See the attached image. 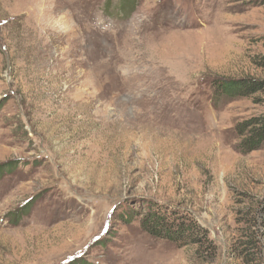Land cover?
Here are the masks:
<instances>
[{"label": "rangeland", "instance_id": "1", "mask_svg": "<svg viewBox=\"0 0 264 264\" xmlns=\"http://www.w3.org/2000/svg\"><path fill=\"white\" fill-rule=\"evenodd\" d=\"M262 118L264 0H0V264H264Z\"/></svg>", "mask_w": 264, "mask_h": 264}, {"label": "trees", "instance_id": "2", "mask_svg": "<svg viewBox=\"0 0 264 264\" xmlns=\"http://www.w3.org/2000/svg\"><path fill=\"white\" fill-rule=\"evenodd\" d=\"M212 88L214 90L213 94L218 99L244 96L248 91L256 89L254 84L243 80H217L213 83ZM256 122L261 124L262 127L258 130H252L251 137L241 140L236 148V151L240 154L244 155L261 148V144L264 141V118ZM238 134L242 136V132L238 131ZM8 168L10 167L0 166V176L8 171ZM174 218V220H167L163 214L152 212L142 219L141 226L149 235L181 246H200L207 241V233L204 228L192 221ZM196 236L198 238H195Z\"/></svg>", "mask_w": 264, "mask_h": 264}]
</instances>
